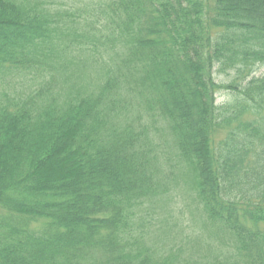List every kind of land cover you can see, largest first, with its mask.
<instances>
[{
    "label": "trees",
    "instance_id": "obj_1",
    "mask_svg": "<svg viewBox=\"0 0 264 264\" xmlns=\"http://www.w3.org/2000/svg\"><path fill=\"white\" fill-rule=\"evenodd\" d=\"M54 4L0 0V80L43 78L0 100V264H264V0ZM185 168L224 262L158 257L138 228Z\"/></svg>",
    "mask_w": 264,
    "mask_h": 264
},
{
    "label": "rangeland",
    "instance_id": "obj_2",
    "mask_svg": "<svg viewBox=\"0 0 264 264\" xmlns=\"http://www.w3.org/2000/svg\"><path fill=\"white\" fill-rule=\"evenodd\" d=\"M50 1L55 2V11L78 13L107 0ZM82 16L84 18L86 14L84 13ZM78 51V47L73 49L72 58L73 60L76 58L79 64L82 65L85 61V54ZM99 66H95V69L97 70ZM95 69L89 70L90 75H96ZM254 74L256 76L263 75L264 65L259 66ZM56 75L58 74L55 73L54 76ZM235 76V70L222 71L217 68L214 73L215 79L223 84L230 83ZM56 77L59 79L58 76ZM42 80L43 78L40 76L35 77L25 73L7 74L0 80V100L4 98L5 94L16 99L26 97L30 93V89L34 88ZM229 99V91H221L217 94V103H225ZM172 161L171 163L175 164V160L172 159ZM171 163L169 167H165L166 171L172 170L170 168ZM173 169L175 174L179 173L178 168ZM177 183V186H172V189L165 195L169 197V200L164 195H161L153 201L146 202L137 211L138 228L144 232L147 244L155 251L158 257L178 256L181 260L187 259L196 262L219 257V260L224 262L229 256L231 249L233 251V246L231 245L230 248L227 243L218 245L214 242L213 239L217 241L225 239V234L221 230L211 227L208 221L199 213L201 211L196 204L198 200L194 190V175L185 168L179 175ZM202 224L207 228V235L204 234Z\"/></svg>",
    "mask_w": 264,
    "mask_h": 264
}]
</instances>
